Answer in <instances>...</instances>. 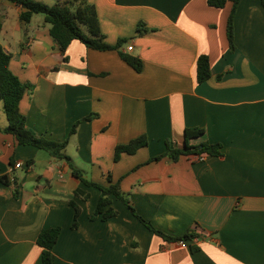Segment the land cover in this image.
<instances>
[{
	"label": "crops",
	"instance_id": "1",
	"mask_svg": "<svg viewBox=\"0 0 264 264\" xmlns=\"http://www.w3.org/2000/svg\"><path fill=\"white\" fill-rule=\"evenodd\" d=\"M87 1L108 43L127 39L119 48L74 39L63 51L40 13L22 22L23 8L0 0V42L12 54L11 70L32 86L20 102L27 126L64 141L78 119L97 113L70 136L69 161L0 131V176L17 178L19 191L15 197V187L0 180V264H41L39 232L55 226L54 264H264L262 0L239 3L235 50L227 35L231 0L223 7L208 0ZM122 53L139 56L142 70ZM201 54L211 63L204 82L197 80ZM7 125L2 107L0 126ZM197 126L205 132L190 143H221V155L152 160L168 144L184 147L185 129ZM142 134L147 145L115 160L118 144ZM71 164L106 185L111 174L136 212L168 237L194 236L183 238L184 247L182 238L155 233L114 194L118 213L93 218L101 191L75 176ZM71 199L81 207L77 228Z\"/></svg>",
	"mask_w": 264,
	"mask_h": 264
},
{
	"label": "trees",
	"instance_id": "2",
	"mask_svg": "<svg viewBox=\"0 0 264 264\" xmlns=\"http://www.w3.org/2000/svg\"><path fill=\"white\" fill-rule=\"evenodd\" d=\"M23 8L20 14L22 22H30L33 16L37 13L44 14L46 22L51 23L50 33L57 42L61 50H65L70 42L74 39H79L87 46L95 49H113L119 48L127 39H120L117 44H110L105 40V35L101 31L99 16L94 4L87 0H64L49 4L43 0H10ZM228 0H208V3L218 7H223ZM233 1L232 9L227 21V35L232 50H235V28L234 18L241 0ZM264 5V0H262ZM142 30V29H141ZM122 56L136 70L140 71L143 68V61L139 56H134L122 53ZM12 54L7 52L0 42V111L3 107L8 119V125L4 128L0 126V131L11 133L15 137L18 144L35 145L44 148L57 159L70 160L69 155L65 152L66 146L69 142L70 136L77 132L79 124L83 120L91 119L97 116V113L89 114L81 119H78L71 127L69 137L64 141H56L46 138L38 134L26 124L27 117L21 112L20 102L28 90L32 86L28 82H23L10 68V61ZM66 58V57H65ZM211 76L210 58L206 54H201L197 60V80L204 82ZM205 132L203 127H187L185 129V146L182 148H173L168 144L167 151L161 155L155 156L152 160L160 159L164 156H171L177 159L181 154L196 153L198 155L207 153L211 155L222 154L221 143L202 142L199 145L190 143V139L199 136ZM148 144V137L146 134L139 135L131 139L128 143L118 144L115 148V160H119L122 153H135L139 148ZM72 172L79 177L85 184L93 185L100 189L101 193L92 214L93 218L102 214V218L107 219L118 213L110 204L112 202L111 195L114 194L117 198L123 200L131 211L139 217V219L147 225L155 233L162 236H167L161 230L155 228L153 224L140 216L135 207L127 200L125 194L121 191L118 182H112L111 174L108 175L110 184L106 185L88 179L84 171L73 164H71ZM13 175V174H12ZM0 180L7 185H13L17 178H12L10 174L0 176ZM14 186V185H13ZM14 196L18 197V187L14 186ZM75 194L87 199L90 196L88 191L81 188L75 190ZM71 205L75 207V219L72 224L73 228L79 226V215L81 213L80 205L73 199L70 200ZM61 232V226L47 227L40 230L37 242L43 247L41 264H54L53 248L58 240ZM194 234L187 232L180 237H168L169 239L178 240L180 238H191Z\"/></svg>",
	"mask_w": 264,
	"mask_h": 264
},
{
	"label": "built area",
	"instance_id": "3",
	"mask_svg": "<svg viewBox=\"0 0 264 264\" xmlns=\"http://www.w3.org/2000/svg\"><path fill=\"white\" fill-rule=\"evenodd\" d=\"M134 48V46L131 44L128 46V50H132ZM199 158H203V156H200ZM15 168H20V167H23V163L22 162H17L15 165H14ZM13 168H11L12 170ZM181 245L186 247L188 244H187V239H181L180 241Z\"/></svg>",
	"mask_w": 264,
	"mask_h": 264
},
{
	"label": "rangeland",
	"instance_id": "4",
	"mask_svg": "<svg viewBox=\"0 0 264 264\" xmlns=\"http://www.w3.org/2000/svg\"><path fill=\"white\" fill-rule=\"evenodd\" d=\"M47 3H50V1H47ZM39 17H44V14L40 13Z\"/></svg>",
	"mask_w": 264,
	"mask_h": 264
}]
</instances>
